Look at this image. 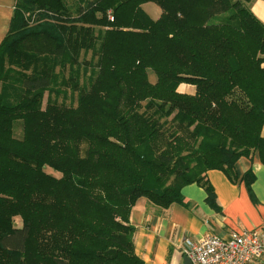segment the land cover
I'll return each mask as SVG.
<instances>
[{"label": "trees", "instance_id": "obj_1", "mask_svg": "<svg viewBox=\"0 0 264 264\" xmlns=\"http://www.w3.org/2000/svg\"><path fill=\"white\" fill-rule=\"evenodd\" d=\"M252 1L78 0L72 14L66 0H16L0 42V264H144L138 199L168 208L197 183L211 200L208 170L235 181L239 158L264 164Z\"/></svg>", "mask_w": 264, "mask_h": 264}, {"label": "crops", "instance_id": "obj_2", "mask_svg": "<svg viewBox=\"0 0 264 264\" xmlns=\"http://www.w3.org/2000/svg\"><path fill=\"white\" fill-rule=\"evenodd\" d=\"M16 0H0V42L6 35ZM143 8V7H142ZM250 9L264 23V0H253ZM189 88L193 86L180 84ZM264 137V124L261 129ZM237 178L231 181L218 169L206 172L214 191L207 199L205 189L190 183L181 188L182 203L160 208L145 198L132 207L134 251L144 264H184L183 242L215 234L227 238L233 232L264 228V164L257 153L253 159L241 157L235 163ZM252 179L250 190L245 175Z\"/></svg>", "mask_w": 264, "mask_h": 264}, {"label": "built area", "instance_id": "obj_3", "mask_svg": "<svg viewBox=\"0 0 264 264\" xmlns=\"http://www.w3.org/2000/svg\"><path fill=\"white\" fill-rule=\"evenodd\" d=\"M108 18L113 20L110 12ZM182 254L189 264H264V228L233 232L227 238L215 234L187 238Z\"/></svg>", "mask_w": 264, "mask_h": 264}, {"label": "rangeland", "instance_id": "obj_4", "mask_svg": "<svg viewBox=\"0 0 264 264\" xmlns=\"http://www.w3.org/2000/svg\"><path fill=\"white\" fill-rule=\"evenodd\" d=\"M87 1L88 0H84V1L81 0L82 5L84 3H86ZM66 2H67L68 8L70 9L71 13L72 14H75L77 12L76 8L78 9V7H79L78 6V4H79L78 3V0H66ZM142 7L149 14V16L151 18H153V19L159 17L160 14H161V8L154 1H147V2L143 3ZM108 12H110V11H108ZM33 18H34V16L30 18V22L31 23L33 22ZM107 18H108V14H107ZM149 74H150L149 75L150 80L153 81V79L156 78L155 77V74L153 72H151V71H150ZM178 90L179 91H186V92H188L189 91V88L182 85L181 87H178ZM74 96H75V94L67 93L64 96L63 95H59V96H57V98H58V101H60V102H64V103L66 102L67 104H73V105H75L76 104V102H75L76 101V97H74ZM45 99H46V94H45V97L43 99V105L45 104ZM166 124H167L166 130L168 131L169 129L172 128V126H170L169 119L162 120V125H166ZM14 136L15 137H21L22 136V127L20 125H18V124H16V126L14 128ZM45 170L48 173H50V174H54L55 176H59L60 175L59 173L53 172V170L48 169V167L45 168ZM15 222H16V225L17 226H20L21 225V221H20L19 218H15Z\"/></svg>", "mask_w": 264, "mask_h": 264}, {"label": "water", "instance_id": "obj_5", "mask_svg": "<svg viewBox=\"0 0 264 264\" xmlns=\"http://www.w3.org/2000/svg\"><path fill=\"white\" fill-rule=\"evenodd\" d=\"M183 263L184 264H189V261H188V259L186 257L183 258Z\"/></svg>", "mask_w": 264, "mask_h": 264}]
</instances>
